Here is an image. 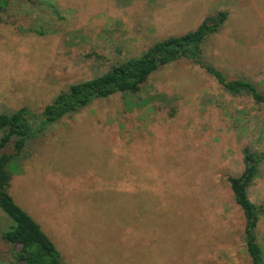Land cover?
Segmentation results:
<instances>
[{"label": "rangeland", "instance_id": "1", "mask_svg": "<svg viewBox=\"0 0 264 264\" xmlns=\"http://www.w3.org/2000/svg\"><path fill=\"white\" fill-rule=\"evenodd\" d=\"M220 11L229 17L205 42V63L264 92V0H12L0 22V114H41L72 84ZM245 148L264 153V106L180 60L135 96L97 100L47 126L8 191L62 264H187L193 241V264H253L228 182L243 173ZM249 196L264 206V162ZM168 203L181 210L166 216ZM12 226L0 208V264L13 263L2 240ZM257 237L264 252V213Z\"/></svg>", "mask_w": 264, "mask_h": 264}, {"label": "trees", "instance_id": "2", "mask_svg": "<svg viewBox=\"0 0 264 264\" xmlns=\"http://www.w3.org/2000/svg\"><path fill=\"white\" fill-rule=\"evenodd\" d=\"M26 1L35 2V0ZM11 3L12 0H0V22H3V16L11 9ZM228 17V11H220L207 17L194 31L157 41L141 56L117 63L108 72L91 80L72 84L68 90L59 94L47 105L41 114L33 113L28 108L0 114V132L2 133L0 138V208L14 221V226L2 235V240L14 247L12 264L63 263L62 255L49 235L31 215L15 202L8 191L13 174L18 170V159L26 153L30 141L41 137L47 126L82 112L97 100L108 99L116 95L135 96L141 92L151 76L180 60H190L199 65L232 95L249 97L256 105L264 106V92L252 81L229 80L221 71L204 61L205 42L220 30ZM12 144L13 151H8ZM243 154L245 164L243 173L240 176L229 177L228 182L234 199L245 217L244 233L251 261L253 264H264V252L257 237V228L264 213V206L257 205L249 196V189L258 178L264 162V153L245 148ZM168 194L179 193L171 189ZM143 195L145 196V194L140 196ZM180 208V205L173 204L171 207L168 203L165 215L169 216L173 211L181 210ZM182 228V224L177 227L178 230ZM128 229L136 234L134 227H128ZM196 243L188 242L189 252L195 255V259H199L201 250H196L194 247ZM199 248L200 243L197 249ZM189 256L186 262L193 264Z\"/></svg>", "mask_w": 264, "mask_h": 264}]
</instances>
